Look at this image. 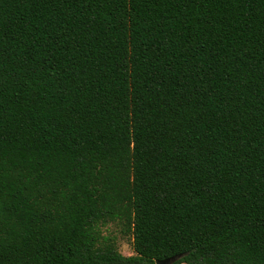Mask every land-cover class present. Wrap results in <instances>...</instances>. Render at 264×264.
<instances>
[{
	"label": "trees",
	"instance_id": "obj_1",
	"mask_svg": "<svg viewBox=\"0 0 264 264\" xmlns=\"http://www.w3.org/2000/svg\"><path fill=\"white\" fill-rule=\"evenodd\" d=\"M178 255L264 264V0H0V264Z\"/></svg>",
	"mask_w": 264,
	"mask_h": 264
},
{
	"label": "rangeland",
	"instance_id": "obj_2",
	"mask_svg": "<svg viewBox=\"0 0 264 264\" xmlns=\"http://www.w3.org/2000/svg\"><path fill=\"white\" fill-rule=\"evenodd\" d=\"M107 234L115 235L118 240V246L121 253L126 256L134 255V248L132 246V241L128 237H124L120 234L119 230L112 226L110 229V233L106 232Z\"/></svg>",
	"mask_w": 264,
	"mask_h": 264
},
{
	"label": "water",
	"instance_id": "obj_3",
	"mask_svg": "<svg viewBox=\"0 0 264 264\" xmlns=\"http://www.w3.org/2000/svg\"><path fill=\"white\" fill-rule=\"evenodd\" d=\"M182 257H183V255H178V256L166 259L164 261H158L157 264H175Z\"/></svg>",
	"mask_w": 264,
	"mask_h": 264
}]
</instances>
